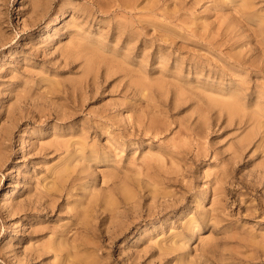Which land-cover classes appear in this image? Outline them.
Wrapping results in <instances>:
<instances>
[{
    "label": "rangeland",
    "instance_id": "1",
    "mask_svg": "<svg viewBox=\"0 0 264 264\" xmlns=\"http://www.w3.org/2000/svg\"><path fill=\"white\" fill-rule=\"evenodd\" d=\"M125 1L0 0V264H264V0Z\"/></svg>",
    "mask_w": 264,
    "mask_h": 264
},
{
    "label": "bare ground",
    "instance_id": "2",
    "mask_svg": "<svg viewBox=\"0 0 264 264\" xmlns=\"http://www.w3.org/2000/svg\"><path fill=\"white\" fill-rule=\"evenodd\" d=\"M131 1H133V0H126L125 1V4H126V6L125 7H130L132 4L130 3ZM32 3V2H31ZM97 4H98V7H100L101 8V5H100V3L97 1ZM31 5H33V3L31 4ZM154 6V5H153ZM241 7H243V9H246V8H249L250 6H251V0H242L241 1V5H240ZM262 19V25H261V28H263V26H264V18H261ZM23 33H25V31H23ZM123 33V32H122ZM80 46V45H79ZM82 51H84V49L82 50ZM96 54V52L95 51H93V48L91 47H88V48H86V50L83 52V54H82V56H85L84 58H86L85 59V75H88V74H90L91 73V71H93V70H95V67H97V65H98V61H97V57L98 56H96L95 55ZM107 70V69H106ZM134 84L135 85H142V83L140 82V81H135L134 82ZM143 89H144V87L142 88H140V92L141 91H143ZM212 101H214V100H212ZM214 103V105H216L217 107H219L221 110H224L225 112H226V114H227V116L228 117H230V116H238V115H246V114H244V113H241L240 114V112L241 111H239V109H238V102H237V100H236V98H235V96H230V97H225V98H222V99H218V100H216L215 102H213ZM209 105H211L210 103H209ZM213 105V104H212ZM251 111V110H250ZM240 116V117H241ZM250 119H253V120H255V117H254V115L253 114H251L250 116ZM142 118V117H141ZM143 121H144V119H143ZM151 125V124H150ZM153 126L151 125V128H152ZM25 132H24V130H23V132H22V134H21V136H25ZM252 139V138H251ZM247 140H248V137H244L243 139H241L240 140V142H239V148L241 149L242 147H241V145H242V143H245V142H247ZM246 144V143H245ZM236 145V144H235ZM235 147V146H234ZM236 150H234V154L236 153L235 152ZM243 152V151H242ZM240 155V154H239ZM67 169H66V167H64V168H61L58 172H57V180H58V183H57V187L58 188H61L62 187V183H63V181H64V177H65V174H67V171H66ZM73 174V173H72ZM66 182H68V180L66 181ZM65 184V183H64ZM63 189V188H62ZM48 195V194H47ZM106 203V202H105ZM156 204V203H155ZM165 204V203H164ZM154 205V204H153ZM174 205V204H173ZM49 206V205H48ZM96 206H98L97 205V203H96V201H91V202H89V203H87L86 204V208H85V210H80L79 212H78V214H73V217L75 218L74 219V225H79L80 226V228H81V230L83 231H90L89 229H88V224H87V218H85V220H84V217L82 218L81 217V215L82 214H84V212H85V216L87 215V216H90V212H92L93 211V209H95V207ZM105 206H107V205H105ZM152 206V205H151ZM167 206V205H166ZM138 207H140L139 205H138ZM131 208V207H130ZM165 208H167V207H165ZM164 208V209H165ZM136 209H138L137 207H136ZM140 209V208H139ZM147 209H149V208H146V210ZM134 210V209H133ZM130 211H131V209H130ZM155 211V209L153 210V212ZM99 212V211H98ZM136 212V211H135ZM98 214V213H97ZM146 214V213H145ZM77 230V229H76ZM109 230V229H108ZM111 230V229H110ZM110 230H109V232H110ZM108 232V231H107ZM112 232V231H111ZM260 258V257H259ZM263 258V257H262ZM261 258V259H262Z\"/></svg>",
    "mask_w": 264,
    "mask_h": 264
}]
</instances>
